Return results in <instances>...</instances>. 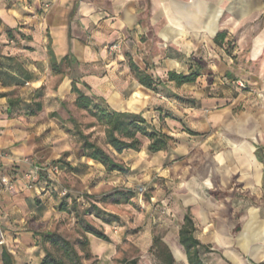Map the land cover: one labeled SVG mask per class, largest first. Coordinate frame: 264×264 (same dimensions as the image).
I'll return each instance as SVG.
<instances>
[{"label":"crops","instance_id":"1","mask_svg":"<svg viewBox=\"0 0 264 264\" xmlns=\"http://www.w3.org/2000/svg\"><path fill=\"white\" fill-rule=\"evenodd\" d=\"M113 43L119 52H108ZM130 64L154 90L138 83ZM168 73L193 81L178 85ZM72 83L94 104L140 114L149 131L185 141L184 149L199 143L213 152L212 173L181 196V225L188 214L202 264H264V0H0L4 226L44 190L60 197L51 191L60 188L43 179L36 189L25 184L46 153L58 158L68 148L51 114L59 117L65 101L74 103ZM160 116L182 120L188 131H172L185 138L151 126ZM130 152L117 156L126 163ZM20 235L25 258L11 257L12 264H40L44 250ZM167 245L188 264L179 241Z\"/></svg>","mask_w":264,"mask_h":264},{"label":"rangeland","instance_id":"2","mask_svg":"<svg viewBox=\"0 0 264 264\" xmlns=\"http://www.w3.org/2000/svg\"><path fill=\"white\" fill-rule=\"evenodd\" d=\"M135 96L137 99L140 97ZM158 96L161 99V95ZM173 106L161 109L166 113ZM59 114L64 127L75 136L66 133L56 120L58 128L65 134L64 141L68 148L60 152L58 158L52 157L53 152L46 153L41 162L61 164L62 170L55 177L57 186L65 189L70 196L63 199L56 194H47V190L38 192L40 194L34 196L32 206L27 205L25 215L18 219L5 218L10 226L3 225L4 207L0 206V264L4 250L12 258H25V251L18 247V239L23 236L20 234H25L29 241L27 244L36 242L44 252L53 251L50 244L42 240L46 233H54L69 242L80 257L81 264H130L132 260H135V264H165L160 246H166L171 253L167 244L171 241L178 244V229L182 214H185L181 196L192 188L193 181L209 177L214 153L203 151L199 143L198 148L187 150L181 147V142L185 141L170 139L166 150L154 155L146 150L148 141L140 138V151L130 152L126 163L113 154L128 172H106L100 164L82 156V139L76 136L80 131L105 152H111L105 144L104 129L87 112L76 109L71 101H65ZM150 123L156 129L171 134L172 130L180 128L188 131L182 120L175 118L164 121L160 116L155 123L152 120ZM191 129L201 131L198 127ZM173 135L177 139L185 138L183 135ZM117 193H126L125 203L113 202ZM92 206L100 210L103 219L112 220V223L107 225L96 218ZM86 223L102 231L109 243L100 240L96 244L83 246L82 243L87 241L83 232ZM156 242L159 246H156ZM172 258L173 264H183L177 262L174 256Z\"/></svg>","mask_w":264,"mask_h":264},{"label":"trees","instance_id":"3","mask_svg":"<svg viewBox=\"0 0 264 264\" xmlns=\"http://www.w3.org/2000/svg\"><path fill=\"white\" fill-rule=\"evenodd\" d=\"M220 37L221 35H218L216 39H219ZM130 69L142 87L150 90L155 89L156 85L148 75L140 71L133 64H130ZM167 77L168 81H175L178 85L193 81L191 75L189 77H182L177 76L174 73H168ZM71 92L75 95L74 106L76 109L87 112L89 116L95 120L96 124L104 129L105 144L111 149V152H105L103 149L89 141L87 136L83 135L80 131H77L76 136H79V138L82 139V156L100 164L106 172L127 173L128 169L125 168L123 164L117 162L113 154L120 155L127 150L139 152L141 147L140 138L148 141L146 149L151 154L166 150L170 138L162 133L152 130L149 131L145 119L140 114L115 112L110 110L106 105L94 104L93 101L84 96L73 83ZM51 117L55 118L60 123L61 128L66 133H70V131L64 127L63 122L56 113L51 114ZM70 134L75 136L73 133ZM257 158L258 160L263 161V158L259 153L257 154ZM46 186H50L48 188L52 189L50 181H47ZM51 191L53 193L60 192L59 190L56 192L54 189ZM69 196L70 194L68 193L63 199H68ZM126 200V193H117L114 195L113 202L120 204L125 203ZM92 210H94L96 218L101 219L103 223L107 225L112 223V220L103 219V217L100 216V210L96 206H92ZM83 232L85 234H90L103 242L109 243L108 237L102 231L88 223L84 225ZM193 233L194 223L191 217L186 214L178 231V241L186 253L188 264H202L198 256V247L200 246V243L194 237ZM42 240L43 242H48L53 251L46 250L45 256L40 264H81L80 257L77 255L72 245L63 240L60 236L54 233H46L42 236ZM155 244L156 246H159V243L156 242ZM82 245L86 246L87 241H84ZM160 249L164 255L165 264H173L172 255L167 247L161 245ZM58 253L61 255L59 256ZM1 259L3 264H12L11 256L5 250L1 253ZM129 263L135 264V260H132Z\"/></svg>","mask_w":264,"mask_h":264},{"label":"built area","instance_id":"4","mask_svg":"<svg viewBox=\"0 0 264 264\" xmlns=\"http://www.w3.org/2000/svg\"><path fill=\"white\" fill-rule=\"evenodd\" d=\"M120 48V43H113L107 50L110 53H117L120 51ZM237 85L240 88H244L243 84L240 82H238ZM30 171L31 172L26 175V189H36L35 186L41 179L45 182L44 184H46L47 181H50L51 186L54 184L57 185L55 177H57L61 171V164L59 162H46L38 165H32ZM3 182L6 183L5 181ZM59 195L63 198L68 195V192L65 189L60 188Z\"/></svg>","mask_w":264,"mask_h":264},{"label":"bare ground","instance_id":"5","mask_svg":"<svg viewBox=\"0 0 264 264\" xmlns=\"http://www.w3.org/2000/svg\"><path fill=\"white\" fill-rule=\"evenodd\" d=\"M176 254V253H175ZM177 257V256H176Z\"/></svg>","mask_w":264,"mask_h":264}]
</instances>
